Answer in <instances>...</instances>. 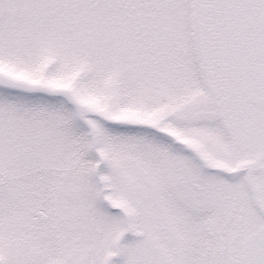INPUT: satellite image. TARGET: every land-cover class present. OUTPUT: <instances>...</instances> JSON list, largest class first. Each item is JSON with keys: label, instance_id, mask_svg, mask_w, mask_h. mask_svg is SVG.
Listing matches in <instances>:
<instances>
[{"label": "snow or ice", "instance_id": "snow-or-ice-1", "mask_svg": "<svg viewBox=\"0 0 264 264\" xmlns=\"http://www.w3.org/2000/svg\"><path fill=\"white\" fill-rule=\"evenodd\" d=\"M0 264H264V0H0Z\"/></svg>", "mask_w": 264, "mask_h": 264}]
</instances>
